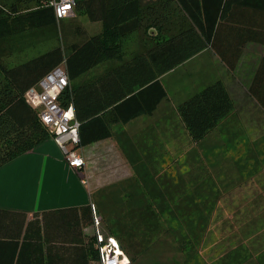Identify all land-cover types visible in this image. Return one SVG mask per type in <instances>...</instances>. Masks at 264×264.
<instances>
[{"label": "trees", "instance_id": "obj_1", "mask_svg": "<svg viewBox=\"0 0 264 264\" xmlns=\"http://www.w3.org/2000/svg\"><path fill=\"white\" fill-rule=\"evenodd\" d=\"M75 13L100 22L101 27L91 34L81 26H65L79 39L59 37L53 47L8 64L5 58L14 53L13 35L45 30L56 35L62 19H56L44 0H0V166L50 137L25 93L57 65L64 66L69 78L60 103L73 106L80 123L75 146H82L112 136L111 127L119 121L152 113L167 95L159 77L200 51L212 50L233 71L248 42L264 44V0H154L146 4L142 0H75ZM134 32H141L143 46L137 52H125L124 41ZM111 60L118 65L109 73L78 80ZM259 79H264V58L255 76V81ZM232 107L223 81L216 79L181 100L177 111L190 138L199 142ZM138 188L130 187L126 198L116 183L99 188L92 196L101 229L118 239L133 264H142L141 257L154 236L173 229L172 219L164 216L168 204L152 201L147 192L139 195ZM92 204L82 207L83 213L90 212L89 223L95 221ZM189 207L198 209L197 204ZM205 217L201 210L196 220L183 222L193 233L207 222ZM87 248L90 258L100 264L96 236Z\"/></svg>", "mask_w": 264, "mask_h": 264}, {"label": "crops", "instance_id": "obj_2", "mask_svg": "<svg viewBox=\"0 0 264 264\" xmlns=\"http://www.w3.org/2000/svg\"><path fill=\"white\" fill-rule=\"evenodd\" d=\"M202 53V58L210 66L216 64L220 72L196 78V84L189 90L184 88L182 96L177 94L176 99L163 82V77L172 70L161 75L159 79L167 95L152 113L119 121L111 127L112 136L74 147L84 158L83 166L69 165L64 151L52 137L0 166V264H82V261L96 264L87 246L96 236L97 228L95 221L88 222L90 212L83 213L82 207L92 204V196L99 188L120 183L123 197L128 198L129 188L138 185L139 195L147 192L154 202H171L178 193V179L172 177L170 169L162 170L167 154L163 130L173 128L171 132H177L180 125L190 137L177 105L213 80L223 81L233 107L201 141L192 140L196 145L202 143V155L207 154L208 159H213L211 163L216 162L217 177L201 175L189 180L193 184L191 197L203 195L209 201H219L226 187L241 184L238 179L242 171L249 172V177L252 172L264 170V79L255 81L258 65L264 58V44L248 42L233 71L210 49L200 51L181 65ZM117 63L115 60L101 63L78 80L109 73ZM176 137L169 131L168 138ZM111 161L113 165L107 168L114 173H107L104 165ZM229 166L233 169L231 174ZM234 172L236 175L232 176ZM92 209L97 218L99 214L93 204Z\"/></svg>", "mask_w": 264, "mask_h": 264}, {"label": "rangeland", "instance_id": "obj_3", "mask_svg": "<svg viewBox=\"0 0 264 264\" xmlns=\"http://www.w3.org/2000/svg\"><path fill=\"white\" fill-rule=\"evenodd\" d=\"M152 1L154 0H142V3ZM68 25L81 26L91 34L101 27L100 22L91 21L87 16L75 13V16L61 20L56 35L47 30L40 34L27 32L13 35L10 42L14 44V53L5 58V61L8 64L25 61L58 44L61 37H65L67 41L78 40L77 36L72 35L71 27L70 30H65V26ZM141 36V32H134L127 37L124 41V51L131 52L139 46L142 48ZM202 57L203 53L197 59H192L184 65L180 64L170 73L163 75V82L175 99L177 94L182 96L184 88L189 90V87L194 86L198 79L220 72L216 64L210 66L209 62ZM163 126L168 128L167 125ZM171 130L173 128L163 130V145L167 154L162 163V170L170 169L172 177L173 175L177 177L178 193L177 196L172 197L171 202L161 203L168 204L164 216L172 219L169 224L173 229L170 233L162 232L151 239L141 257V263L264 264V170L255 171L254 174L252 172L249 177V172L242 171L238 179L241 184L236 187H226V192L220 196L219 201H209L210 198L203 195L193 198L190 195L193 184L189 180L201 175V177L206 175L208 178L217 177V164L211 163L213 159H208L207 154L202 155L203 144H194L180 125L176 128L177 132H171ZM169 131L177 134V137L168 138ZM113 163L111 161L104 167L107 168ZM209 169L213 171L210 173ZM105 171L114 173L110 168ZM232 172L233 169L229 166L228 173ZM235 175L234 172L232 176ZM228 180H232V177ZM187 184H190V187ZM190 204L193 206L197 204L198 209L190 208ZM201 210L206 214L207 222L201 223L196 231L191 233L183 220L186 218L196 220Z\"/></svg>", "mask_w": 264, "mask_h": 264}, {"label": "built area", "instance_id": "obj_4", "mask_svg": "<svg viewBox=\"0 0 264 264\" xmlns=\"http://www.w3.org/2000/svg\"><path fill=\"white\" fill-rule=\"evenodd\" d=\"M53 8L56 19L75 16V0H44ZM69 85L67 71L62 64L46 73L38 83L29 88L25 97L28 103L39 111L42 122L49 128L50 137L64 151L69 165L81 167L84 158L74 149L79 143V126L73 106H64L61 96ZM100 216L95 218L97 246L100 264H133L129 255L121 247L118 239L101 230Z\"/></svg>", "mask_w": 264, "mask_h": 264}]
</instances>
